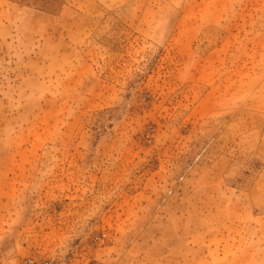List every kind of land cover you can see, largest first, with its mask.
<instances>
[{
    "label": "rangeland",
    "instance_id": "1",
    "mask_svg": "<svg viewBox=\"0 0 264 264\" xmlns=\"http://www.w3.org/2000/svg\"><path fill=\"white\" fill-rule=\"evenodd\" d=\"M0 264H264V0H0Z\"/></svg>",
    "mask_w": 264,
    "mask_h": 264
},
{
    "label": "trees",
    "instance_id": "2",
    "mask_svg": "<svg viewBox=\"0 0 264 264\" xmlns=\"http://www.w3.org/2000/svg\"><path fill=\"white\" fill-rule=\"evenodd\" d=\"M52 1H56V0H49V3H51Z\"/></svg>",
    "mask_w": 264,
    "mask_h": 264
}]
</instances>
